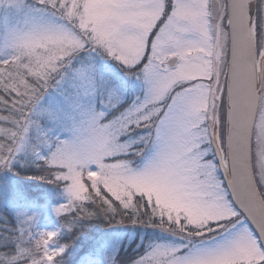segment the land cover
<instances>
[{
	"label": "snow or ice",
	"instance_id": "6c2138e0",
	"mask_svg": "<svg viewBox=\"0 0 264 264\" xmlns=\"http://www.w3.org/2000/svg\"><path fill=\"white\" fill-rule=\"evenodd\" d=\"M0 264H264V0H0Z\"/></svg>",
	"mask_w": 264,
	"mask_h": 264
},
{
	"label": "trees",
	"instance_id": "16d2710c",
	"mask_svg": "<svg viewBox=\"0 0 264 264\" xmlns=\"http://www.w3.org/2000/svg\"><path fill=\"white\" fill-rule=\"evenodd\" d=\"M35 191H40L42 190L45 186L42 184L40 181H29ZM143 232H151V230H145V229H128L126 230V237H125V243L128 242V240H131V243L128 245L129 250L135 246V243L139 239L138 233H143Z\"/></svg>",
	"mask_w": 264,
	"mask_h": 264
}]
</instances>
